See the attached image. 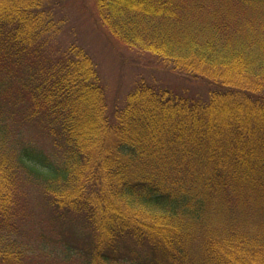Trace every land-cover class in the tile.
Here are the masks:
<instances>
[{
  "label": "trees",
  "instance_id": "obj_1",
  "mask_svg": "<svg viewBox=\"0 0 264 264\" xmlns=\"http://www.w3.org/2000/svg\"><path fill=\"white\" fill-rule=\"evenodd\" d=\"M94 3L207 93L139 79L110 109L49 0H0V264H264V0Z\"/></svg>",
  "mask_w": 264,
  "mask_h": 264
},
{
  "label": "rangeland",
  "instance_id": "obj_2",
  "mask_svg": "<svg viewBox=\"0 0 264 264\" xmlns=\"http://www.w3.org/2000/svg\"><path fill=\"white\" fill-rule=\"evenodd\" d=\"M48 24L56 31L52 48L75 44L92 55L106 89L109 108L122 105L139 79L155 82L175 91L206 95L203 81L191 79L167 65L155 54L131 47L113 37L98 20L94 0H49ZM37 190L27 192L35 206ZM39 215V214H38ZM36 222L32 225L35 228ZM40 227V226H39Z\"/></svg>",
  "mask_w": 264,
  "mask_h": 264
}]
</instances>
